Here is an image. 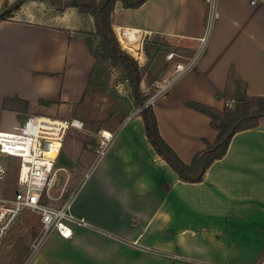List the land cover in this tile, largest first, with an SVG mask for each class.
<instances>
[{
  "label": "crops",
  "instance_id": "crops-1",
  "mask_svg": "<svg viewBox=\"0 0 264 264\" xmlns=\"http://www.w3.org/2000/svg\"><path fill=\"white\" fill-rule=\"evenodd\" d=\"M5 1L16 0H0V11ZM30 3L0 22V132L18 130L31 116L70 115L95 66L83 33L91 28L92 18L76 8L58 12L50 6L49 13L34 10ZM210 4V0H149L138 9H124L117 3L112 16L122 48L142 62L148 56L145 40L156 45L166 40L169 50L181 48L192 56L207 38L195 69L151 104L162 138L187 164L206 142L216 141L217 131L207 116L186 103L223 110L238 91L231 73L250 97L264 96V5L216 0L209 21ZM174 66L165 77L174 75ZM42 100L51 104H41ZM134 116L113 128L121 131L129 122H138L127 135L133 143L129 154H107L85 181L95 151L78 141V165L60 173L68 177L72 189L87 183L74 212L93 227H75L70 239L53 233L59 248L44 264H212L194 262L197 255L255 264L264 245L257 252L253 247L243 253L230 236L237 233L230 229L247 224L256 233L264 228V124L237 133L225 157L211 165L202 182L185 183L155 151L141 115ZM120 131L117 139L124 136L125 130ZM85 152L90 157L81 159ZM239 238L247 245L245 236ZM169 253L186 260L170 259L165 255Z\"/></svg>",
  "mask_w": 264,
  "mask_h": 264
},
{
  "label": "built area",
  "instance_id": "built-area-1",
  "mask_svg": "<svg viewBox=\"0 0 264 264\" xmlns=\"http://www.w3.org/2000/svg\"><path fill=\"white\" fill-rule=\"evenodd\" d=\"M210 1L209 18L212 19L216 0ZM244 1L251 6L264 5V0ZM206 43L205 37L201 40L199 51L192 56L180 55L176 52L167 53L168 62L176 61L175 73L167 82L162 80L156 82L152 97L140 110L166 95L173 85L195 69L205 52ZM137 61L139 63V60ZM128 83L129 79H120L116 83V88L122 90ZM234 102L233 99L228 100L226 106L232 107ZM70 128L80 131L84 128V124L76 119L63 121L45 115L31 116L18 130L0 132V153L19 161L17 185L21 187L20 190L7 194L6 181L10 169L8 161L0 160V248L16 221L26 210L38 214L41 221V231L30 245L28 257L23 264H31L34 261L53 233L59 234L63 239H70L75 227L90 229L93 227L86 218L74 212V204L81 187L71 191L59 204L56 203L59 198L52 195L54 180L58 173L62 171L67 173L65 168L56 167V163ZM120 128L114 132H100L95 148V161L86 172L84 181L109 153ZM65 188L66 186L64 190ZM142 250L151 249L143 247ZM169 257L176 260L183 259L180 255L170 254ZM258 264H264V256Z\"/></svg>",
  "mask_w": 264,
  "mask_h": 264
},
{
  "label": "rangeland",
  "instance_id": "rangeland-1",
  "mask_svg": "<svg viewBox=\"0 0 264 264\" xmlns=\"http://www.w3.org/2000/svg\"><path fill=\"white\" fill-rule=\"evenodd\" d=\"M29 1L33 2L28 5L30 7H34L35 8L34 10L41 9L43 12L47 11L49 13H52L51 10L52 6L49 5L47 1H43V0H29ZM13 3L9 2V5ZM210 20L211 19L209 18V21ZM209 27H210V23H209ZM162 41L163 42L159 45H156L157 43L151 45L155 49L152 50L151 55L147 56L146 62H142L141 60L138 63L140 67L142 82H143L142 96L144 98L146 97L144 103H142L141 105L137 104L136 98L134 97L130 86V82L127 85H125L122 90H119L115 86V81L117 77L116 78L113 77L111 81L110 90L105 91L104 93H99V92L94 93L90 91V93L84 100L76 104L70 115H67L66 113L64 115L60 114V115H55L53 117L55 119L63 120V121H70L72 119H76L84 124V128L80 131L74 128H70L69 131L67 132V136L65 138L63 148L57 159L56 167H60V168L64 167L70 171L73 170L72 169L73 165L74 167L78 165L77 160L78 157H80V152H79L80 145L78 144V141L82 143L84 148L90 149L91 147H93V150L95 151V148L97 147V143L99 141V134L101 131H105V130L114 131L113 128L128 121L132 113H134L135 115L134 117H138L142 114L141 113L142 110L140 109L152 97L151 95H153L152 92H154L156 85V83H154L155 80L157 81L162 80V82H167L169 78L165 77L166 75L165 72L170 70L172 66L176 64V61L168 62L166 60L167 53L176 52L180 55H185V52L181 48H179V51L169 50V48L172 47L168 46L167 44L168 42L166 40H162ZM114 70L116 71L117 75H120V77L123 78L126 77L125 73L122 72L121 69H114ZM60 85H61V81L59 83V87ZM151 104L152 103H150V105ZM134 117L131 118L134 119ZM137 123H138L137 121L129 122L128 124L125 125V127L127 125L129 126H127L126 128L124 127L121 131L119 130L122 133L125 130L123 134L124 136H120L118 139L116 138L117 140H115V142L113 143L114 146L112 145L110 152L108 153L109 156L116 155L118 152L119 155H124V156H127L129 154V151L131 150L130 148L133 147V143L128 142L127 135L131 133L133 127L137 126ZM119 131H118V135H119ZM88 155L90 157V154L85 152L81 156V159L89 158ZM0 160H2L3 162L8 161L10 172L6 181V191L7 194L9 195L12 194L17 189L19 190L21 189V187H18L17 185V174H18L17 172H18L19 161L17 159L10 160L7 155L1 153H0ZM71 161H74V163ZM86 185L87 183L84 184L78 195V199L74 204L75 208H77V206L82 202V199L86 194L87 191ZM65 186H66L65 188L66 190H64ZM74 189H72V184L68 179V177H65V174L63 173H58L56 179L54 180L52 195L56 198H59V200L56 202L57 204H59L63 202L69 196L70 192L73 191ZM246 225L247 224L244 225L245 228L232 227L230 231L237 233V235L233 236L234 234L230 233V236L235 238L234 240L237 241L236 243L237 249L243 251V253H249V251L251 250L253 251V247H254V251L257 252L264 245V228H258L256 229V233L255 232L253 233L254 229H251L249 226ZM40 231H41L40 216L36 213L26 210L22 214V216L16 221L15 225L13 226L7 238L5 239L3 246L0 248V264H21V261L23 264L30 251V245L36 239ZM242 235L245 236L246 238L247 245L245 246L242 245L241 242H239L240 239L239 237H242ZM56 238H57L56 234L50 235V237L46 242V245H44L43 250L38 255V257H36L35 261L32 264H44L48 254L52 253L54 250L59 248L55 244ZM25 249H28L27 254L25 256L19 253ZM17 253L18 256L15 255ZM170 254L171 253L165 255L166 257L170 258L169 257ZM230 254L234 255V252ZM171 255H180V254L172 253ZM180 256L183 257V259L181 260H186L184 258L185 256L182 255ZM263 256H264V251L262 252L260 258L255 262V264H258L262 260ZM196 258L197 259H195L194 262L200 259L212 264H242L239 258H237L235 261H231L228 259L224 260L223 257H215L214 259H209L206 257V255L205 256L197 255ZM244 261L246 262V260Z\"/></svg>",
  "mask_w": 264,
  "mask_h": 264
},
{
  "label": "trees",
  "instance_id": "trees-1",
  "mask_svg": "<svg viewBox=\"0 0 264 264\" xmlns=\"http://www.w3.org/2000/svg\"><path fill=\"white\" fill-rule=\"evenodd\" d=\"M27 1L29 0H17L10 5L8 1H5L0 11V22L12 19ZM43 1H47L58 12L66 8H76L85 17L92 18L91 28L86 29L83 33L86 35L88 49L95 59V66L81 101L88 96L90 91L104 93L110 90L112 78L117 77L115 86L120 79H129L137 104L144 103L146 97L142 96L143 82L139 64L134 57L122 48L113 28L112 16L117 3H121L124 9H138L149 0ZM151 45H154L152 41L145 40L144 49L147 55H151L152 50L155 49ZM114 69H121L126 77H120ZM231 78L234 79L238 89L232 107L225 106L223 110H218L199 102L185 104L187 108L207 116L210 119L211 127L217 131L216 141L214 143L206 142V148L197 153L189 164L182 161L162 138L152 105L142 108L141 117L143 118L148 140L157 154L168 163L179 179L185 183L202 182L206 171L211 165L225 157L231 141L237 133L264 124V96L250 97L247 94L246 86L239 78L232 73ZM43 103L51 104V102L42 100L41 104ZM27 251L28 249H25L19 253L25 256ZM15 255L18 256V253Z\"/></svg>",
  "mask_w": 264,
  "mask_h": 264
}]
</instances>
